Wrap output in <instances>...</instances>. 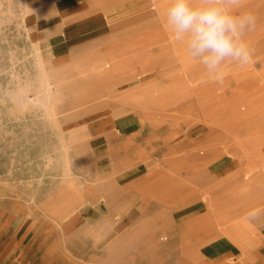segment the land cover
<instances>
[{
    "label": "rangeland",
    "instance_id": "rangeland-1",
    "mask_svg": "<svg viewBox=\"0 0 264 264\" xmlns=\"http://www.w3.org/2000/svg\"><path fill=\"white\" fill-rule=\"evenodd\" d=\"M123 2L129 5L127 21L111 26L104 49L92 48L93 53L121 48L111 58L112 63L120 60L122 67L110 72L113 64L104 58L100 68L73 63L53 69L33 41L30 0H0V212L48 224L53 222V215L59 217L71 210L77 203L75 196L91 195L92 203L81 204L96 211L98 203L104 206V194L117 188L115 183L123 189L130 181L143 178L141 208L152 215L132 224V231L121 241L125 251L117 249L116 253L107 242H114L117 234L101 238L105 219L93 216L98 227L95 259L101 264H114L115 258L118 264H163L164 251L160 250L162 259L156 258L150 237L154 236L156 246L161 247L169 236L164 230L172 229L173 220L177 230L188 232L186 237L197 236L203 228L201 222L210 219L190 215L200 213V204L207 203L208 191L201 184L215 178L222 164L243 161L256 173L264 171V0H214L215 6L234 16L251 14L256 18L255 28L239 37L251 50V62L239 67L234 61H226L223 83H218L198 59L190 57L185 44L174 38L166 21L170 0ZM191 2L194 7L207 6V0ZM94 59L99 58L86 61ZM127 67L143 72L136 83L144 93L139 99L140 112L121 106L113 115L142 112L147 118L140 128L144 139L139 135L137 150L128 143L122 155H113L122 156L125 166L135 164L139 169H119L118 161L109 164L112 155L104 158L105 153L96 155L89 150L88 139L80 135L84 129H78L85 123L77 119L89 106L82 103L95 97L91 95L95 76L108 82L102 84L105 88L117 85L112 89L116 94L123 84L120 79L129 77L122 69ZM127 82H131L130 77ZM95 93L101 98V91ZM238 93L242 98L233 99ZM235 106L248 111L235 115ZM96 107L101 113L106 108ZM150 128L156 133L150 134ZM120 173L127 178L121 183L114 180ZM246 176L240 179L246 181ZM130 193H134L132 189L126 191L129 199ZM213 208L207 206L209 211ZM159 209L172 212L168 210L169 214L161 217ZM108 257L112 260L106 263Z\"/></svg>",
    "mask_w": 264,
    "mask_h": 264
},
{
    "label": "crops",
    "instance_id": "crops-1",
    "mask_svg": "<svg viewBox=\"0 0 264 264\" xmlns=\"http://www.w3.org/2000/svg\"><path fill=\"white\" fill-rule=\"evenodd\" d=\"M123 1L30 0L33 15L30 24L31 34L33 41L41 49L42 55L48 59V65L55 70L73 63L83 67L87 66L86 64L91 65L89 67L96 65L100 68L101 58H104L113 64L110 72H116V66L122 67L117 60L112 63L111 58L114 57L116 50L120 51L121 48H113V51L107 50L106 53H93L95 49L92 48L99 46L104 49L103 43L107 42V38L109 39L111 26L122 25L127 21L129 5ZM131 46L133 45H130V48ZM124 50L127 53L133 52L131 49ZM92 57L99 59L86 61L87 58ZM122 57V55L119 56V58ZM122 69H126L125 74L131 78V82H127L129 77H125V80L120 79L119 82L123 84L119 85L116 94L112 93V89L117 85H110V88L106 85L107 88H105L102 84L108 82L104 79L96 80L95 76L91 87V95L95 97L82 103L89 106L83 110L87 113H83L82 118L77 119L85 123L78 126V129H84L80 135L88 139L89 150H93L96 155L105 153L104 158L112 155L109 158V164L118 161L119 169H139L137 168L139 166L135 164L125 166V163H122V156L118 158L114 156L115 153L122 155L121 150L128 147V143L134 144L132 147L136 150L140 148L139 135L144 139L142 135L144 131L140 128L143 127L142 122L147 119L142 112L139 113L141 104L139 99H143L144 93L139 91L136 85L137 77L143 72H140L138 68ZM106 89L109 92H105ZM95 90L101 91L102 95H99L101 98H97ZM96 106L106 108L101 113L96 111ZM121 106L135 107L134 109L139 112L126 116H122V113L119 116L113 115ZM235 108L233 113L238 116H243L248 111V108ZM148 132L154 134L156 130L150 128ZM142 142L145 143L144 140ZM242 166L244 164L240 162H226L217 169L215 178H209L207 183H202L204 186L201 184L205 191H209V193L206 192L209 195H207L208 200L205 205L200 204V213H193L190 217L200 216L210 220L201 222L203 228L198 233L195 232L197 236L193 237H186L188 232L177 230L176 221L173 220L172 229L164 230L169 235L166 243L159 248L157 246L152 248V252H156V258L160 259L163 254V264H264V171L256 173L255 169L251 170ZM229 167L232 169L229 170ZM245 173L247 181L240 179V176ZM122 174L120 173L119 178L114 180L120 183L127 180L122 177ZM142 181L143 178H136L124 185L123 189L115 183L117 188L114 192L104 194V206L101 208L98 203L96 211L81 204L86 201L92 203L91 195L88 197L72 195L75 196L77 203L68 213L56 216L57 218L53 215V222L50 221L48 224L40 225L38 220H24L20 215L11 216L0 212V264H101L95 259L97 234L95 231L98 227L95 225L93 216L105 219L106 228L103 230L100 228L101 234L98 232L101 238L106 237L107 234L112 238L113 232L117 234L114 242H107L108 247L114 249V253L117 249L125 251L121 241L132 231V224L141 217L152 215L149 211L142 212L141 202L144 199ZM129 189L134 192L130 193V199L126 194ZM189 197V200H192L191 196ZM193 199L197 200V195ZM207 206H214V208L209 211ZM257 208L261 210L258 214L255 211ZM168 210L159 209L161 217H166L169 214ZM190 210L192 211V208ZM186 211L187 209L185 217ZM214 213L216 222L212 221ZM202 243L206 244L202 245ZM162 249L164 252L161 254ZM140 263H142L141 260Z\"/></svg>",
    "mask_w": 264,
    "mask_h": 264
},
{
    "label": "clouds",
    "instance_id": "clouds-1",
    "mask_svg": "<svg viewBox=\"0 0 264 264\" xmlns=\"http://www.w3.org/2000/svg\"><path fill=\"white\" fill-rule=\"evenodd\" d=\"M166 21L174 38L185 44L186 51L198 59L218 83H223V64L234 61L239 67L252 59L250 48L239 37L253 30L256 18L247 14L234 16L207 0V6L194 7L191 0H170Z\"/></svg>",
    "mask_w": 264,
    "mask_h": 264
},
{
    "label": "bare ground",
    "instance_id": "bare-ground-1",
    "mask_svg": "<svg viewBox=\"0 0 264 264\" xmlns=\"http://www.w3.org/2000/svg\"><path fill=\"white\" fill-rule=\"evenodd\" d=\"M247 14V13H246ZM245 15V14H244ZM259 20V19H258ZM263 21V20H262ZM161 40V39H160ZM156 47H159V46H156ZM155 48V47H154ZM155 49H157V48H155ZM159 49V48H158ZM157 49V50H158ZM120 61V60H119ZM113 66V65H112ZM120 66V65H119ZM98 67V66H97ZM98 71V70H97ZM114 76V75H113ZM242 79V78H241ZM243 80V79H242ZM235 93H236V91H235ZM242 93V92H241ZM242 98V94L240 95V93H238V94H236V96L234 95L233 96V99H238L239 100V98ZM221 99V98H220ZM221 103V102H220ZM229 103V102H228ZM237 103V102H236ZM235 105V104H234ZM232 105H230V107H231ZM235 107H237V106H235ZM233 108L232 110L234 111V110H236V108ZM264 115V114H263ZM119 122V121H118ZM264 122V121H263ZM256 131V130H255ZM132 133V132H131ZM250 133H253L252 131L250 132ZM258 133V132H257ZM263 134V133H262ZM245 143H247V142H245ZM258 145V144H257ZM250 147H248V149H249ZM243 149V148H242ZM244 150V149H243ZM250 150V149H249ZM248 150V151H249ZM243 154V153H242ZM247 155V154H246ZM218 157V156H217ZM247 158L249 157V156H246ZM245 158V157H244ZM246 158V159H247ZM238 160V159H237ZM237 162H239V161H237ZM243 162V161H242ZM242 162H240V164L242 163ZM245 162V161H244ZM238 165V164H237ZM247 165H249L248 163H247ZM245 166V165H244ZM244 166H242V167H244ZM250 167V166H249ZM245 169V168H244ZM243 169V170H244ZM254 169V168H253ZM252 170V169H251ZM250 170V171H251ZM188 171H191L190 169L188 170ZM260 171V170H259ZM249 172V171H248ZM189 173V172H188ZM193 173H194V171H193ZM192 173V174H193ZM201 173H203V172H201ZM250 173V172H249ZM248 173V174H249ZM231 174V173H230ZM209 175V174H208ZM259 175V174H258ZM256 176V175H255ZM234 177V176H233ZM249 177H250V175H249ZM251 177H252V175H251ZM174 178V177H173ZM237 178V177H236ZM228 179V178H227ZM251 179V178H250ZM235 180V179H234ZM239 179H237V181H238ZM245 180V179H244ZM179 181V180H178ZM189 181V180H188ZM202 181V180H201ZM246 181H247V179H246ZM226 182V181H225ZM242 182V181H241ZM231 183V182H230ZM229 183V184H230ZM233 183V182H232ZM174 185V184H173ZM203 185V184H202ZM226 185V184H225ZM204 186V185H203ZM208 186V185H207ZM173 187V186H172ZM237 187V186H236ZM210 189V188H209ZM227 189V188H226ZM206 190V189H205ZM204 190V191H205ZM253 190V189H252ZM161 191V190H160ZM206 192V191H205ZM145 193V192H144ZM162 193V192H161ZM199 193V192H198ZM208 193H209V191H208ZM211 195V194H210ZM230 195V194H229ZM232 195V194H231ZM144 196V195H143ZM209 196V195H208ZM228 196V195H227ZM236 196V195H235ZM214 197V196H213ZM241 197H243V196H241ZM235 200V199H234ZM242 201V200H241ZM261 201V200H260ZM144 202V201H143ZM192 202V201H191ZM237 202L239 203V201L237 200ZM227 203V202H226ZM221 205V204H220ZM225 205V204H224ZM263 205V204H262ZM217 207V206H216ZM260 207V206H259ZM218 208V207H217ZM228 208V207H227ZM186 209H188V208H186ZM186 209H184L183 211L185 212V210ZM216 210V209H215ZM219 210H221V209H219ZM224 210V209H223ZM200 211V210H199ZM222 211V210H221ZM220 211V212H221ZM261 211V210H260ZM217 213H219V212H217ZM216 215V214H215ZM227 215V214H226ZM212 216V215H211ZM210 216V217H211ZM220 217V216H219ZM215 219V218H214ZM183 220V219H182ZM205 220V219H204ZM217 220V219H216ZM188 221V220H187ZM194 221H196V220H194ZM206 221V220H205ZM208 221V220H207ZM219 221V220H218ZM221 221V220H220ZM193 222V221H192ZM214 222H216V221H214ZM229 222V221H228ZM213 223V222H212ZM187 224V223H186ZM189 224V223H188ZM195 224V223H194ZM217 224V223H216ZM206 225V224H205ZM217 226H219V225H217ZM189 227V226H188ZM195 227V226H194ZM216 227V226H215ZM222 227V226H221ZM224 227V226H223ZM226 227H227V225H226ZM225 228V227H224ZM231 228V227H230ZM220 229H222V228H220ZM233 229H235V228H233ZM209 231V230H208ZM197 232V231H196ZM230 232V231H229ZM134 233H135V231H134ZM138 233V232H137ZM139 235V234H138ZM137 235V236H138ZM154 236H152V237H150V239H149V241L152 243V247H154V246H156L155 245V243H157V241L153 238ZM159 240V239H158ZM222 245V244H221ZM222 246H224V245H222ZM223 249H226V248H223ZM227 250V249H226ZM107 254H108V252H107ZM241 254V253H240ZM110 255V254H109ZM159 256V255H158ZM162 256H163V254H162ZM242 256V255H241ZM107 257V256H106ZM112 258V257H111ZM110 258V260L108 261L107 259H109V257L108 258H105L106 260H104L106 263H107V261H108V263L112 260ZM238 258H240V257H238ZM243 258V257H242ZM116 259V258H115ZM115 259H113V261H114V264L117 262ZM237 260V259H236ZM243 259H241V261H242ZM240 261V260H239ZM243 261H245V260H243ZM231 262V261H230ZM234 262V261H233ZM238 262V261H237ZM122 263V262H121ZM239 263V262H238ZM113 264V263H112ZM116 264H118V263H116ZM124 264V263H123Z\"/></svg>",
    "mask_w": 264,
    "mask_h": 264
}]
</instances>
